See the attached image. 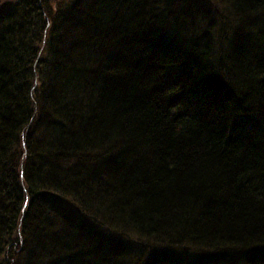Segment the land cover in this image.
I'll use <instances>...</instances> for the list:
<instances>
[{"label":"trees","instance_id":"trees-1","mask_svg":"<svg viewBox=\"0 0 264 264\" xmlns=\"http://www.w3.org/2000/svg\"><path fill=\"white\" fill-rule=\"evenodd\" d=\"M7 7L0 264H264V0Z\"/></svg>","mask_w":264,"mask_h":264},{"label":"rangeland","instance_id":"rangeland-1","mask_svg":"<svg viewBox=\"0 0 264 264\" xmlns=\"http://www.w3.org/2000/svg\"><path fill=\"white\" fill-rule=\"evenodd\" d=\"M14 1L15 0H0V6H2L3 4H5V6L10 7L13 4ZM137 253L139 254V251Z\"/></svg>","mask_w":264,"mask_h":264}]
</instances>
